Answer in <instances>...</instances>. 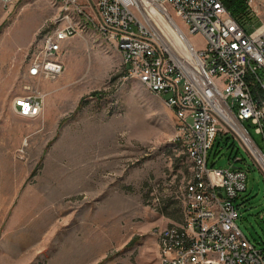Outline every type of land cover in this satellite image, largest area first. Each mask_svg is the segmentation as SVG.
I'll use <instances>...</instances> for the list:
<instances>
[{"label":"rangeland","instance_id":"374dc122","mask_svg":"<svg viewBox=\"0 0 264 264\" xmlns=\"http://www.w3.org/2000/svg\"><path fill=\"white\" fill-rule=\"evenodd\" d=\"M60 13L57 0L0 7V264H159L158 234L185 220L194 162L163 96L129 76L122 53L96 31L65 40L57 77L29 74ZM237 15L256 32L264 0ZM190 39L206 45L200 34ZM28 94L44 95L39 116L16 110ZM208 165L246 171L237 224L264 248V171L223 124Z\"/></svg>","mask_w":264,"mask_h":264},{"label":"built area","instance_id":"2783aa9c","mask_svg":"<svg viewBox=\"0 0 264 264\" xmlns=\"http://www.w3.org/2000/svg\"><path fill=\"white\" fill-rule=\"evenodd\" d=\"M14 1L0 0V7L4 10ZM57 1L61 13L56 27L47 33L43 58L32 63L29 74L57 77L66 68L60 57L64 41L88 29L96 31L122 53L129 76L163 96L176 118L175 140L194 162L185 189V220L158 234L159 264H264V248H256L237 224L235 200L247 189L246 171L208 165L223 124L264 171V145L245 123L255 125L264 143V22L248 32L223 0H149L181 32L175 18L188 36L204 37L205 47L191 44L189 57L162 39L156 26L161 28L160 23L143 15L141 0ZM43 106L41 94L15 100L23 116H39Z\"/></svg>","mask_w":264,"mask_h":264},{"label":"bare ground","instance_id":"6f19581e","mask_svg":"<svg viewBox=\"0 0 264 264\" xmlns=\"http://www.w3.org/2000/svg\"><path fill=\"white\" fill-rule=\"evenodd\" d=\"M141 4L143 5V15L149 20L153 18V20H156L157 24L160 23L159 25L161 28L158 25L156 26L161 31V37L173 49V51L180 52L185 56H193L191 47V44L193 43L190 36H188L185 31V27H183L176 18L174 19L179 24L182 30L181 32L179 27L174 24V21L172 22V19L168 18L165 15V12H163L160 8L158 9L149 0H141Z\"/></svg>","mask_w":264,"mask_h":264},{"label":"trees","instance_id":"16d2710c","mask_svg":"<svg viewBox=\"0 0 264 264\" xmlns=\"http://www.w3.org/2000/svg\"><path fill=\"white\" fill-rule=\"evenodd\" d=\"M223 2L226 5V7L229 9V11L237 18H240L237 15V13L243 10L245 6L247 5V2H245V0H223ZM244 2L246 3V5Z\"/></svg>","mask_w":264,"mask_h":264},{"label":"crops","instance_id":"0c3cea01","mask_svg":"<svg viewBox=\"0 0 264 264\" xmlns=\"http://www.w3.org/2000/svg\"><path fill=\"white\" fill-rule=\"evenodd\" d=\"M64 43H65V41H64Z\"/></svg>","mask_w":264,"mask_h":264}]
</instances>
